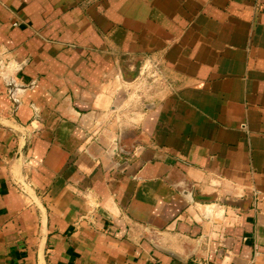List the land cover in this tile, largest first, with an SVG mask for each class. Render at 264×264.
<instances>
[{"label": "crops", "instance_id": "0c3cea01", "mask_svg": "<svg viewBox=\"0 0 264 264\" xmlns=\"http://www.w3.org/2000/svg\"><path fill=\"white\" fill-rule=\"evenodd\" d=\"M4 49L0 264H264V0H0Z\"/></svg>", "mask_w": 264, "mask_h": 264}, {"label": "built area", "instance_id": "2783aa9c", "mask_svg": "<svg viewBox=\"0 0 264 264\" xmlns=\"http://www.w3.org/2000/svg\"><path fill=\"white\" fill-rule=\"evenodd\" d=\"M8 50L4 49L0 51V74L3 75V79L6 84L8 95L13 104V112H16L17 106L20 105L19 96L25 91L26 85L21 81V79L9 77L5 75L9 71L10 61L6 60V54ZM143 71L140 74V80L138 82V87L135 92H139V88L142 87V92H148L152 89V81L156 79L157 73L155 70L153 73L150 71V67L145 65ZM35 112L36 108L33 107Z\"/></svg>", "mask_w": 264, "mask_h": 264}]
</instances>
